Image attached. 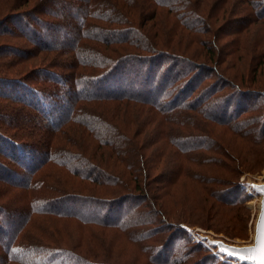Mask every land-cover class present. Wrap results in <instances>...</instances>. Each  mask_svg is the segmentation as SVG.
<instances>
[{
    "label": "rangeland",
    "instance_id": "obj_1",
    "mask_svg": "<svg viewBox=\"0 0 264 264\" xmlns=\"http://www.w3.org/2000/svg\"><path fill=\"white\" fill-rule=\"evenodd\" d=\"M38 1L34 0L20 10L26 11L27 9L29 13H32L33 6L37 7L35 10L42 9L40 5L44 3L38 4ZM63 1L50 0V5L52 6H50L49 10L56 11L57 4L60 6ZM156 1L158 2V0ZM207 1H205L206 4L210 2L211 5L214 4L217 7V2H219L227 13L224 14V18L219 19L218 16L217 19L211 20L206 18L204 14L203 20L206 25L204 28L208 29L209 32L202 36V43L194 45V48L192 44L188 48H183L186 37L182 36L187 34L186 29L176 30L173 28V34L170 35L168 30H171L169 29L171 28V20L166 14L167 9L163 8L166 6L158 7L160 5H155L153 0H137L135 6L128 10L131 12L130 17L136 27L135 29L143 31L140 36H145L150 32L151 34L155 33L158 35V43L163 44L169 40L167 45L169 47H160V50H166L179 56L183 55V58L192 59L190 62L193 64L174 62L176 64L174 66L175 71H185V75L180 78L187 81L194 76L193 81L197 80L198 83V85L197 83L194 84L195 89L190 96V101L199 98L195 107L198 111L195 109L197 113L189 115L190 122L188 125L170 124L165 122L150 107L136 102L125 101L121 103L127 105H119L117 110L115 109L117 104L111 107L114 117L109 118V121L112 119L111 125H115L112 128L113 130H116L115 127L118 130L120 128L129 130V133L133 135L131 136L133 139L131 143L136 142V146H139V149L143 148V144L147 145V142H149L144 138L148 132H150L148 136L153 137L155 139L153 142H156L162 140L160 134L165 129L172 132L173 135L171 136L173 138H176V136L184 138L185 144L194 145L197 140L203 142V146L207 144L208 146L204 149L196 148L191 152V156H196L193 159L195 163L190 162V160H184L181 167L182 175L186 171L195 172L198 175L205 170H211L208 171L209 173L214 172L211 175L216 179L203 186L204 188L206 186L207 194L205 191L200 190L201 188L199 189V187L189 182L181 181V177L171 184L164 185L163 183L161 186L159 183L154 187L155 190L152 193L156 194L155 201L158 202L159 206H162V211L158 210V212H155V209H157L155 208L156 205L152 206L147 198H142L140 192L134 190V193L127 190L128 183L129 187L135 185L131 182L132 176L130 174V171L134 169V166H132L134 165L132 162L133 157L137 158L141 157V155L139 156L134 152L133 157L129 155V164L128 162L119 164V161L109 151L108 147L97 145L89 131L77 123H70L64 127L65 130L55 134L52 145L55 144L59 150L67 154L70 153L68 152L70 150L83 152V154L90 157L93 155L96 157L95 159H99L102 156L101 161L111 165L114 168V171L111 172L120 175L119 179H112L115 182L114 184L113 181L105 179L106 176L104 178L103 174L99 176L96 171H93V174L95 173L98 176V181L101 182V184L97 182L94 184L88 180L73 178L63 168L49 164L47 166L48 174L43 177V186L48 187V189H45L43 193H46L44 197L51 198H59L63 194L75 196V200L86 197L96 199L98 202L106 200L119 201L118 204L112 207L116 206L114 209H122L124 211L129 201L135 207L132 210V214H130V218L136 220L132 222L134 226L132 230H136L142 235L144 243L154 247L152 249L153 252H156L160 247H166L164 249H168L167 255L171 251L173 259L176 256L175 254L182 253L183 249H189L190 246L195 248L196 250L193 254L188 251V255H191L188 256L190 260L187 264H221L222 262L228 264H252L224 254L219 246L222 244L232 248H245L254 244V230L261 200V193L256 187L264 185V136L262 138L254 136L257 131L253 132V134H243L235 126L242 127L240 129L244 131L250 129L249 127H253V129L261 128L264 124L263 122L259 123V118L264 117V14L260 17L263 13V8L261 9V7L264 5V0H215V3ZM68 2L71 4L68 5ZM68 2L65 6L67 7V12L63 21L69 24L70 21L66 17L73 6L72 0H68ZM255 2H260L262 13L255 12L258 9ZM30 6H32L31 9H29ZM123 12H126V10H123ZM203 12L206 13V10ZM164 21H166V24ZM92 22L105 27L108 26V24L94 19ZM157 25H159L160 29H156ZM164 27L168 29H164ZM209 27L212 29H209ZM215 30L216 34L212 33ZM36 34H40L38 30H36ZM149 36L156 42L154 35ZM17 38L18 46L22 44L27 49L30 48L29 41L20 38V36H17ZM111 45L112 47H118V44L115 43ZM98 46H100L99 43ZM193 50L196 51L195 55L187 53ZM27 57L24 63L22 61L10 63L9 60L8 64L4 63L5 61L2 62V66L5 69L8 65V79L10 78L9 75L22 76V73L31 71V69L40 64L50 66L54 62L57 66L64 65V63H68L70 55L64 51L59 52L56 50L49 53L35 52L27 55ZM139 79L142 78L139 77ZM183 80L180 81L183 82ZM179 82H177L178 85H180ZM231 82L242 89L235 88ZM5 86L0 87V89L4 90L0 91V94L12 95L14 93L16 95L18 93L14 90L9 91L12 86L8 88ZM240 90L244 91V93H246L245 90L248 92L247 94H241ZM3 101V98L0 97V113L3 114L0 118V135L5 137L3 141L0 138L1 149H6L5 151L12 153V145L7 140L8 138H15L12 136L18 137L15 138L17 140L24 141L22 142L23 144L38 145L39 136L34 138L30 135L34 138L32 139L34 141L30 140L28 142V137L30 136L26 137L25 133H22L23 131L21 133L19 131V129L26 127H30L29 130L32 129L33 131L38 121L32 119L28 122V125H22L21 123L18 125V122H12L13 118L11 117L15 116V109L22 108L23 105L11 106V102L7 101L6 103ZM232 103L233 105L230 106L229 104ZM223 105L230 106L226 111L227 115L230 119H234L233 121L235 122L232 121V123L237 124L223 120L218 125L202 115L204 111H210V109L214 111L213 109L218 108L215 115L223 117L224 113L219 109ZM240 105L245 108H253V110L242 113L240 110L236 113L238 111L237 107ZM93 109L96 110V108ZM96 111L106 118L100 109ZM252 119L257 120L256 123L252 124ZM231 127L234 129H230ZM232 130H236L237 134L232 132ZM239 134L246 136H239ZM126 138L124 140H128ZM168 144L170 143L168 142ZM160 147L161 152H159ZM219 147H222L223 150ZM143 150H141V153L144 156L145 154H150L152 159L153 155L157 154L158 158L151 161L159 181L162 180L163 175L161 174L172 169L174 160L179 159L181 161L180 155L175 153L177 150L171 145L168 149H165L162 147V141L156 143L149 150ZM165 150L167 154L164 155ZM12 154L15 155V153ZM162 156L163 158L161 159ZM2 159L3 157L0 154V161ZM100 164L103 165L102 163ZM251 166L254 169L252 171H250ZM8 167H11L9 162ZM6 168L4 169L7 170ZM236 172H240V174L235 175ZM204 174L206 175L207 173ZM102 180L106 183H102ZM127 192L129 194L123 196ZM134 194L137 197H130ZM127 197L130 198L127 200ZM120 199H126V202H120ZM83 207L85 208V206ZM26 208V191L21 186H12L10 183L1 180L0 224L5 229V232L11 231L16 222L10 223L8 214L14 215L16 220L22 215L20 211ZM98 211L100 210H97V215H99ZM164 212L169 217H166ZM35 219L36 221L34 222ZM13 221L11 219V222ZM138 223H143L144 225L139 226L141 224ZM113 231L94 224L85 226L79 220L72 218L33 217V219L26 221L25 225L20 229L16 240L18 244H15L13 248L19 252H23L24 249L35 252L37 248L40 250V248L45 246L51 249L63 248L70 252L75 251L77 254L79 253L78 255H82L87 259L92 258L94 260L92 264L94 262H96L94 264H141L140 260L135 259L130 244L126 243L125 239L123 240L119 232ZM90 232H95V235L92 236ZM137 235L139 234L134 236ZM186 236L191 238L190 244L181 245L182 242L187 241ZM195 244H200L202 249L204 248L208 252L205 253L196 248ZM211 254L215 260L210 258ZM26 255L30 256L29 253H26Z\"/></svg>",
    "mask_w": 264,
    "mask_h": 264
},
{
    "label": "trees",
    "instance_id": "obj_2",
    "mask_svg": "<svg viewBox=\"0 0 264 264\" xmlns=\"http://www.w3.org/2000/svg\"><path fill=\"white\" fill-rule=\"evenodd\" d=\"M33 1L0 0V87L4 85L7 88L12 86L9 91L18 92L16 95L14 93L12 95L1 93L0 97L3 98V102H11V106L23 105L22 108L15 109V116L11 117L13 118L12 122H18V125L20 123L28 125V122L32 119L38 121H36L38 124H35L33 131L32 129L29 130L30 127H26L24 128L26 130L19 129L20 133L23 131L22 133H25L26 137L28 135H32L34 138L39 136L38 145L32 146L26 145V143L23 144L24 141L15 139L18 138L16 136H12L15 137L12 138L13 140L8 138L7 140L12 145V153H15V155L0 147V154L3 157L0 161V179L12 186H21L27 195V208L20 211L21 217H15L17 218L15 220L14 215L8 214L10 223L16 221L13 229L5 232L0 224V264H92V261H94L92 258L87 259L82 255H78L79 253L77 254L75 251L70 252L63 248L51 249L50 247L40 246L43 248H40V250L37 248L35 252L27 249H24L23 252L15 250L13 246L18 244L16 240L20 229L26 221L33 219V217L72 218L79 220L85 226L94 224L114 230L113 232H119L123 240L125 239L126 243L130 244L135 259L140 260L141 264H187L190 260L188 256L194 253L195 248L190 246L189 249H183L182 253L175 254L176 256L173 259L171 251L167 255L168 249H164L166 247H160L156 252H153L154 247L144 243L142 235L136 230H132L134 228L132 222L136 220L131 219L130 214H132L135 207L129 201L124 211L114 209L116 206L112 207L118 204L119 201L106 200L98 202L96 199L86 197H78L81 199L75 200V196L63 194L59 198L44 197L46 193H43V191L48 187L43 186V177L48 174L47 166L53 164L56 167L63 168L73 178L88 180L94 184L96 182L101 184V182L98 181V176L95 173L93 174V171H96L99 176L103 174L104 178L106 176L105 179H109V181L119 179L120 175L111 172L114 171V168L101 161L102 156L95 159L96 157L93 155L90 157L83 154V152L70 150L68 151L70 153L67 154L59 150L55 144L52 145L55 134L65 130L64 127L68 124L77 123L89 131L97 145L108 147L109 151L119 161V164L127 162L129 164V155L133 157L134 152L139 156L141 155V157H133L134 161L132 160V162L134 165L132 166H134V169L130 171V174L132 176L131 182L135 185L129 187L128 183L127 190L140 192L142 198H147L152 206L156 205L155 212L162 211V206H159L158 202L155 201L156 194L152 193L155 190L154 187L159 183L160 185H163V183L164 185L171 184L181 177V181L189 182L206 193V186L205 188L203 186L216 179L211 175L214 172L209 173L208 171L211 170H205L198 175L195 172L186 171L182 175L181 167L184 160L195 163L193 159L196 156H191V152L196 148L204 149L208 146L207 144L203 146V142L198 140L194 145L185 144L184 138L180 136L173 138L171 136L173 135L172 132L165 129L160 134L162 140L156 142H153L155 140L153 137L148 136L150 133L148 132L144 138L149 142H147V145L143 144V148L139 149L136 142L131 143L133 141L131 136L133 135L129 133L127 128L118 130L115 127L116 130H113L112 128L115 125H111L112 119L109 121V118L114 117L111 107L117 104L115 108L117 110L119 105H127L121 103L125 101L150 107L165 122L170 124L188 125L190 122L189 115L197 113L195 107L199 98L190 101L197 80L193 81L194 76L187 81L180 78L185 75V71H175L174 66L176 64L174 62L191 64L192 59L183 58V55L179 56L166 50H160L163 47H169L167 46L169 40L163 44L158 43V35L155 33L151 34L150 32L145 36H140L143 31L135 29L136 27L130 17L131 12L128 11L135 6L137 0H72L73 8L66 17L70 21L69 24L63 21L67 12L65 6L68 0H64L60 6L57 4L56 11L49 10L52 6L50 0H39L38 4L44 3L40 5L42 9L39 10H35L37 7L30 6L29 9L32 7L31 12L33 14L29 13L27 9L26 11L20 10ZM153 1L155 5H160L158 7L166 6L163 8L167 9L166 14L171 20V28H169L171 30H168L170 35L173 34L172 30L174 29L184 28L187 30V34L182 36L186 37L183 48H188L191 44L194 48V45L201 44L202 36L209 32L208 29L204 28L206 27L203 20L204 14L206 18L211 20L217 19L218 16L219 19L224 18V14L227 13L219 2H217L218 7L208 2L215 3V0H208V4L205 3L206 0ZM255 4L258 7L255 12L262 13L261 9L263 8V13L260 15L262 17L264 5L260 9V2H255ZM123 10H126V12H123ZM205 10L206 13L203 12ZM93 19L104 22L108 26L95 24L92 22ZM164 23L166 24V21ZM156 29H160L159 25ZM164 29L168 28L164 27ZM209 29L212 28L209 27ZM36 30L41 35L36 34ZM60 32L63 34L61 35ZM212 33L216 34V30ZM149 35H154L156 42ZM17 36L29 41L30 48L27 49L22 44L18 46ZM98 43L101 47L98 46ZM113 43L118 44V47H112L111 44ZM56 50L59 52L64 51L70 55L68 63H64L65 66L62 64L57 66L54 62L50 66L40 64L37 66L38 68L34 67L31 71L22 73V76L9 75L10 78H7L8 65L5 69L2 66L3 61L6 64H8V60L10 63H13V61L24 63V60L28 58L27 55L31 53H49ZM195 52L193 50L187 53L195 55ZM196 56L198 57V55ZM186 70L188 69L186 68ZM139 77L142 79H139ZM180 80H183V82ZM176 83L177 85H175ZM231 84L235 88L242 89L232 82ZM0 91L4 90L0 89ZM245 91L246 93L240 90V93L247 94L248 91ZM209 94L211 93L209 92ZM229 105L231 106L233 103ZM224 106L219 107V109L224 113L223 117L226 118L215 115L218 108L213 109L214 111H211V109L210 111H204L202 115L218 125L223 120L232 123L234 119H230L226 112L230 106ZM93 108L100 109L106 118ZM237 110L236 113L240 110L242 113L250 112L253 108H245L240 105ZM2 116L3 114L0 113V118ZM252 121V124H254L257 120L252 119ZM259 121V123H264V117L259 118ZM235 127L243 134H253L257 131L254 136L258 138L264 136V124L261 128L253 129V127H249L250 129L244 131L238 125ZM232 132L237 134L236 130H232ZM239 136L245 137L246 135L239 134ZM33 137H28V142L30 140L34 141L32 140ZM125 137L128 140H124ZM0 138H2V141L5 139L2 135H0ZM161 141L162 147L165 149H168L170 145L174 147L177 150L175 153L180 155L181 161L179 159L174 160L172 169L161 174L163 175L162 180L159 181L151 161L158 158L157 154H155L156 156L152 154V159L150 154H145V157L141 152L144 151L143 149L149 150ZM6 146L8 145L6 144ZM219 148L223 150L222 147ZM161 151L160 147L159 152ZM165 154H167L166 150L164 151ZM4 162L7 164H4ZM8 162L11 167H8ZM252 170L254 169L251 166L250 171ZM38 173L39 175H37ZM238 174L240 172L235 173V175ZM102 183L106 182L103 181ZM128 194L129 192L124 193L123 196ZM130 197L137 196L134 194ZM130 197H127V200ZM123 201L126 202V199H120V202ZM66 205L68 206L65 208ZM97 210H100L98 211L99 215H97ZM164 215L169 217L166 212H164ZM11 219L14 221L11 222ZM138 224H141L139 226L144 225L143 223ZM179 230L178 232H180ZM90 233L92 236L95 235V232ZM136 234L139 235L134 236ZM186 238L187 241L182 242L181 245L190 244L191 238L189 236H186ZM194 246L205 253L208 252L206 249H202L200 244ZM188 251L191 254L188 255ZM26 253H29L30 256ZM180 255L182 256L180 257ZM210 258L215 260L212 254ZM221 264L228 263L222 262Z\"/></svg>",
    "mask_w": 264,
    "mask_h": 264
},
{
    "label": "water",
    "instance_id": "obj_3",
    "mask_svg": "<svg viewBox=\"0 0 264 264\" xmlns=\"http://www.w3.org/2000/svg\"><path fill=\"white\" fill-rule=\"evenodd\" d=\"M256 189L261 193L259 213L255 224L254 244L245 248H232L220 244L219 248L224 253L240 261L249 262L252 264H262V256H264V185L257 186Z\"/></svg>",
    "mask_w": 264,
    "mask_h": 264
},
{
    "label": "snow or ice",
    "instance_id": "obj_4",
    "mask_svg": "<svg viewBox=\"0 0 264 264\" xmlns=\"http://www.w3.org/2000/svg\"><path fill=\"white\" fill-rule=\"evenodd\" d=\"M261 191H264V189H261ZM262 227H264V222H262ZM261 260H262V264H264V256H262Z\"/></svg>",
    "mask_w": 264,
    "mask_h": 264
}]
</instances>
